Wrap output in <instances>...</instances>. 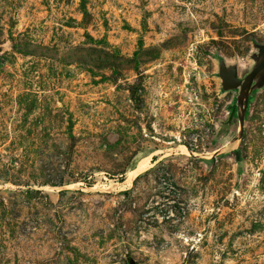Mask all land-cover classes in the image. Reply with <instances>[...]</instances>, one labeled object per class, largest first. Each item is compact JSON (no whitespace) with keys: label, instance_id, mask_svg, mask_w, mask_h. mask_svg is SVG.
Segmentation results:
<instances>
[{"label":"rangeland","instance_id":"1","mask_svg":"<svg viewBox=\"0 0 264 264\" xmlns=\"http://www.w3.org/2000/svg\"><path fill=\"white\" fill-rule=\"evenodd\" d=\"M253 43L264 0H0V264H264Z\"/></svg>","mask_w":264,"mask_h":264},{"label":"water","instance_id":"2","mask_svg":"<svg viewBox=\"0 0 264 264\" xmlns=\"http://www.w3.org/2000/svg\"><path fill=\"white\" fill-rule=\"evenodd\" d=\"M256 50L250 55L252 65L247 73L241 78L237 77V65L226 64L220 57L217 61V76L220 80L221 92L236 91L232 105L229 106V114L224 121H218V127L228 125L231 120L237 122L238 130L231 143L238 142L244 131V121L248 113V102L254 96V93L264 87V44L253 43ZM1 51V47H0ZM221 151H214L210 157H213ZM237 162L240 163V151L235 149ZM128 264H134L133 260L127 261Z\"/></svg>","mask_w":264,"mask_h":264},{"label":"bare ground","instance_id":"3","mask_svg":"<svg viewBox=\"0 0 264 264\" xmlns=\"http://www.w3.org/2000/svg\"><path fill=\"white\" fill-rule=\"evenodd\" d=\"M147 161L143 160L141 162H139L136 166V168H134L133 170H129L126 173V177H125V183H127L131 178H133V176H135L137 173L141 172L145 166H146Z\"/></svg>","mask_w":264,"mask_h":264}]
</instances>
